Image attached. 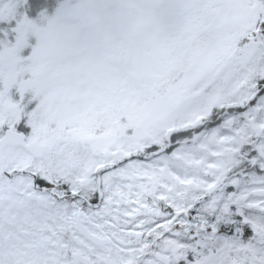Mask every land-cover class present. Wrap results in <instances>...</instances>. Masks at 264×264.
Instances as JSON below:
<instances>
[{
    "label": "snow or ice",
    "instance_id": "6c2138e0",
    "mask_svg": "<svg viewBox=\"0 0 264 264\" xmlns=\"http://www.w3.org/2000/svg\"><path fill=\"white\" fill-rule=\"evenodd\" d=\"M0 264H264V0H0Z\"/></svg>",
    "mask_w": 264,
    "mask_h": 264
}]
</instances>
